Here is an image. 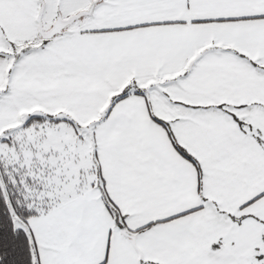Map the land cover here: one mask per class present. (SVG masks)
<instances>
[{
  "label": "snow or ice",
  "instance_id": "6c2138e0",
  "mask_svg": "<svg viewBox=\"0 0 264 264\" xmlns=\"http://www.w3.org/2000/svg\"><path fill=\"white\" fill-rule=\"evenodd\" d=\"M0 264H264V0H0Z\"/></svg>",
  "mask_w": 264,
  "mask_h": 264
}]
</instances>
